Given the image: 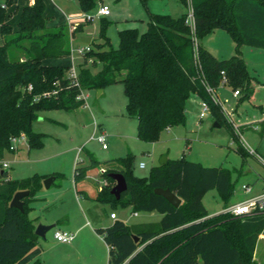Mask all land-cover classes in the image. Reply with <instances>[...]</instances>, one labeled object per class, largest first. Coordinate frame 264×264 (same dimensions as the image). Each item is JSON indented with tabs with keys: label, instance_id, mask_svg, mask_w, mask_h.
<instances>
[{
	"label": "trees",
	"instance_id": "trees-1",
	"mask_svg": "<svg viewBox=\"0 0 264 264\" xmlns=\"http://www.w3.org/2000/svg\"><path fill=\"white\" fill-rule=\"evenodd\" d=\"M77 1L82 12L99 3ZM180 1L185 4V0ZM12 3L14 0H0V158L7 153L11 135L25 134L29 148L42 145L44 135L33 129L39 110H71L83 105L75 99L79 88L66 76L68 66L47 64L45 60L68 57L70 37L81 32L85 22L73 30L67 24L49 26L44 0H32L21 6L17 26L13 28L6 22L10 13L7 6ZM190 3L194 35L200 39L214 29H223L234 41V54L218 58L201 44L196 53L186 12L175 17L148 12L145 31L139 32L136 27L117 30L116 47L111 46L104 33L108 25L105 16H100L98 38L102 41L95 43L92 39L78 65V83L85 90H98L117 82L123 85L125 114L135 118L141 140L151 142L162 130L184 124L185 104L192 94L206 100L211 112L217 114L218 103L210 98L205 84L216 88L222 76L226 85L239 89L240 98L253 93L240 47L264 49V0ZM28 84L32 89L27 88ZM54 88L55 95L33 100L35 95ZM260 123V133L264 135V116ZM228 128L232 137L238 139L235 130ZM237 149L242 155L247 152L242 146ZM91 160L96 162L92 157ZM115 164L117 169L101 171L99 176L105 175L114 185L109 173L121 172L127 188L118 199L110 188L101 189L96 199L130 207L134 212L155 210L162 216L148 224L128 225L114 219L106 227H96L107 244L108 264L253 262L257 237L264 230V212L236 216L220 211L208 216L202 202L204 193L214 189L221 195L223 208L230 203L233 182L227 169L177 158L152 166L146 176H134L131 154L118 158ZM74 166L73 179L83 178L88 166H79L77 162ZM7 177L8 171L0 170V264L40 263L34 219L27 210L44 176ZM155 187L169 188L181 203L173 206L153 191ZM26 189L29 193L22 198L23 211L10 207L13 193Z\"/></svg>",
	"mask_w": 264,
	"mask_h": 264
},
{
	"label": "rangeland",
	"instance_id": "rangeland-1",
	"mask_svg": "<svg viewBox=\"0 0 264 264\" xmlns=\"http://www.w3.org/2000/svg\"><path fill=\"white\" fill-rule=\"evenodd\" d=\"M27 1L14 0V3L7 6L10 13L6 22L13 28L17 26L21 6ZM103 1L111 12L109 16H105L108 25L104 33L112 47L118 44L119 29L136 27L139 32L145 31L148 12L164 11L163 13L176 16L187 12L189 7V0H185V4L180 0H146L144 3L141 0ZM44 9L50 24H65L68 12L81 11L77 0H44ZM97 9L96 4L95 8L87 11L93 18L82 25L81 32L70 37L69 56L49 58L45 63L70 66L74 61L77 64L82 60L78 48L83 44L79 37L87 35L95 43L102 41L98 38L100 16L95 15ZM1 40L0 35V42ZM197 42L218 58H227L236 52L232 37L223 29H214L200 39L197 37ZM240 50L250 75L249 82L253 88L251 96L240 98L242 93L233 96L231 86L218 84L214 89L220 99L219 111L215 114L209 109L202 118L198 115L201 99L189 96L185 104V123L162 130L158 138L151 142L137 136L135 118L125 114L126 101L120 82L105 85L100 95L96 89L88 90L87 104L75 109L55 107L39 110L33 129L44 135L43 144L30 148L29 152L19 150L18 158L11 159L9 168L6 169L12 179L32 175L57 176L54 184L46 188L42 183L33 194L34 198L31 197L32 207L27 210V214L34 219V226L67 218L68 223L72 224L83 221L88 222L91 227H105L114 221L110 217L111 212L115 213V219L123 220L128 225L156 220L160 214L158 211H153V215L144 210L134 213L130 207L99 201L95 197L99 190L111 189L113 186V182L105 175L99 176L100 172L117 169V165L111 161L127 154L132 156L134 176H146L152 166L160 164L162 157L184 158L200 162L204 166L227 169L233 182L230 200L247 198L250 192H246L244 186L250 187L252 192L261 188L264 183V135L260 133V122L264 116V49L243 45ZM94 120L106 133L107 147L104 149L96 139L90 137ZM214 121L219 125H213ZM228 126L235 130L238 139L232 137ZM238 146L253 148L255 153L245 149L247 152L242 155ZM91 155L96 162H91ZM76 162L79 166L91 168L87 176L77 180L75 185L72 175ZM139 163L144 166L140 167ZM103 181H106L104 185ZM75 186L77 189H84L86 196L82 200L78 201ZM202 202L208 216L223 211L221 195L214 189L204 193ZM55 227L36 239V245L42 248L40 264H53L56 254L67 252L53 240ZM93 232L100 240L91 233L84 232L78 239L74 256L84 259H99L104 254L106 256L107 245L104 244L102 235L95 230ZM258 239L256 258L253 256L251 264H264V230L258 235Z\"/></svg>",
	"mask_w": 264,
	"mask_h": 264
},
{
	"label": "built area",
	"instance_id": "built-area-1",
	"mask_svg": "<svg viewBox=\"0 0 264 264\" xmlns=\"http://www.w3.org/2000/svg\"><path fill=\"white\" fill-rule=\"evenodd\" d=\"M189 7L187 10L186 14V22L189 24L190 29H191V36H193L194 39V51L197 52V36L194 35V20H193V8L192 4L190 3V0L188 2ZM110 13V8L104 4V3H99L98 9L96 11L95 15L98 16H106ZM93 18V15H91L88 12H81V13H75V14H68V17L66 18V24L69 28V30H73L78 24H82L86 21H89ZM90 49V45L88 43H85V45L81 46L78 48V52L82 54L85 53V51H88ZM197 67L200 68L199 63H197ZM78 70L77 67L73 64L70 65L67 69L66 76L79 88L77 94L75 95V99L81 100L83 102V105H86V99L88 97V90L83 89L80 87L78 83ZM219 84H226V78L225 76H222ZM206 90L209 93L210 97L212 100H214L216 103H220V99L217 98V95L215 93V89L211 87L209 84H205ZM31 84L27 85V88L30 90ZM57 92V89L54 88L51 91H43L39 95H35L33 100L36 101L39 99L40 96H50V95H55ZM232 95L233 96H238L239 95V89H232ZM209 112V104L206 100L201 99L200 101V110H199V116L200 118L204 117L206 113ZM95 128L97 127V124L94 123ZM238 133L241 135V133L238 130ZM92 138L96 139L102 148L106 146L105 142V133L102 132H94L92 135ZM20 143H26L27 144V138L25 134H17V135H11L9 139V146L7 149V152L16 150L18 148V145ZM247 151L250 153H255V150L253 148H245ZM78 151H81L78 148ZM264 161V160H263ZM140 166H144L143 163H139ZM8 161L5 159V157L0 158V170H5L8 168ZM106 181H103L102 184L104 185ZM245 191H250V187L244 186ZM223 211L230 213L231 215H236V216H248L254 213H263L264 212V188L262 191L259 193L251 194L247 196V198L233 201L232 203L228 204L226 207L223 208ZM110 216L112 218H115L116 215L114 212H111ZM53 237L56 241L64 242V243H69L74 237V234L63 230V229H55L53 232Z\"/></svg>",
	"mask_w": 264,
	"mask_h": 264
},
{
	"label": "crops",
	"instance_id": "crops-1",
	"mask_svg": "<svg viewBox=\"0 0 264 264\" xmlns=\"http://www.w3.org/2000/svg\"><path fill=\"white\" fill-rule=\"evenodd\" d=\"M31 1L32 0H28L26 3H31ZM99 3H104L105 4V2L103 1V0H99ZM99 3L97 4V7H98V5H99ZM82 11H73V12H68V14H75V13H81ZM164 12V11H163ZM163 12H159V11H154V12H152V13H158V14H161V13H163ZM45 14V13H44ZM68 14H66V16H65V20H66V18L68 17ZM111 14V12L108 14V15H106V17L107 16H109ZM46 16V15H45ZM172 16V15H171ZM176 16H179V15H176ZM175 17V16H174ZM46 24H48L49 26H53V25H60V24H54V23H52V24H50L49 23V21L47 20V22H46ZM65 24H66V21H65ZM83 24V23H82ZM85 36H87V35H85ZM90 37V36H89ZM90 39L92 40V38L90 37ZM90 40V41H91ZM80 41H81V39H80ZM82 42V41H81ZM82 44L83 45H85L83 42H82ZM88 44H90V42L88 43ZM243 46H241L240 48H242ZM241 53H242V51H241ZM82 58H83V55H82ZM72 60H73V58H72ZM45 62H46V60H45ZM81 62H82V60H81ZM81 62H79V63H75L74 61L72 62V64L73 65H75L76 67H77V65H79ZM48 64V63H47ZM62 65V64H61ZM66 66H68V65H66ZM68 67H70V66H68ZM102 90H103V88H102ZM102 90H101V92H99L98 93V95H100L101 93H102ZM190 96H193L194 98H197L198 96H196V95H194V94H192V95H190ZM199 98V97H198ZM94 123H96L97 124V127L95 128V126H94ZM94 123H93V131H92V133H91V138H92V135H93V133L94 132H102V133H104V131H102L101 130V127L99 126L100 124H98L95 120H94ZM170 128V127H169ZM169 128H166V130L167 129H169ZM105 135H106V133H105ZM97 141V140H96ZM98 142V141H97ZM43 144V143H42ZM101 146V145H100ZM107 147V145L104 147V148H106ZM102 148V147H101ZM104 148H102V149H104ZM26 150L27 152H29L28 150L30 149L29 147H28V145L26 144V143H20L19 145H18V148L16 149V150H13V151H9V152H7L6 154H5V159L8 161V163L10 162V160L11 159H13V158H18V155H19V150ZM93 158V156L91 155L90 156V158ZM94 159V158H93ZM95 160V159H94ZM92 161V160H91ZM112 163H115V161H111ZM110 163V162H109ZM76 164V163H75ZM93 165V164H92ZM117 165V164H116ZM141 167V166H140ZM8 168H9V165H8ZM89 168H91V166L89 167L88 166V170H89ZM73 170H74V168H73ZM88 170L86 171V175L83 177V178H80V179H78V180H82V179H84L86 176H87V174H88ZM53 176H54V180H53V183L52 184H54L55 183V180H56V175H54V174H52ZM46 176H49V175H45L44 177H46ZM7 178H11L10 176H9V174H8V177ZM72 178H73V175H72ZM73 181H74V184L76 185V183H77V180H74V179H72ZM51 184V185H52ZM50 185V186H51ZM49 186V187H50ZM48 187V188H49ZM263 188H264V183H263V186L261 187V188H259L258 190H256V191H254V192H252V190L250 189V191H248V192H250V195L251 194H255V193H259L260 191H262L263 190ZM75 191H76V197H77V199H78V201L79 200H82L83 198H85V196H86V193H85V191H84V189H77V187L75 186ZM248 195V194H247ZM34 198V197H33ZM36 199V198H35ZM34 199V200H35ZM237 200H241V199H235V200H230V203H232L233 201H237ZM32 203V202H31ZM30 203V205H31V207H32V204ZM78 206H80V204L78 205ZM153 211H155V210H153ZM153 211H148L149 213H153ZM134 212V211H133ZM135 213V212H134ZM160 213V212H159ZM153 215V214H152ZM161 216H162V214L160 213L159 215H158V217L156 218V220H153V221H144V222H140V223H137V224H148V223H153V222H156V221H158L160 218H161ZM111 217V216H110ZM112 218V217H111ZM116 218V217H115ZM115 218H112V220L113 219H115ZM64 219V218H63ZM61 219V218H59L54 224H55V228L54 229H63V230H66V231H69V232H71V233H73L74 234V237H73V239L71 240V242H69V243H64V242H58V241H56L55 239H54V237H53V240L55 241V243H56V245H60L61 247V249L62 250H66L67 252L66 253H59V255L58 254H56L55 256H54V258H53V264H108V260H107V254H106V256H105V254H104V256H103V258H94V257H91V258H87V259H84V258H81V257H78V256H74L73 255V252L75 251V249H76V246H77V242H78V239H79V237L81 236V234H83L84 232H87V233H91L94 237H96L97 238V240H100V237L99 236H97L93 231L95 230L96 231V227H91V226H89V224H88V222H83V221H80L79 223L78 222H76V223H74V224H72V223H68V219L66 218V219ZM59 223H61V224H59ZM58 226H57V225ZM136 224V225H137ZM36 225V224H35ZM107 226V225H106ZM105 226V227H106ZM103 228V227H102ZM97 233V232H96ZM98 234V233H97ZM260 235V234H259ZM257 239H258V237H257ZM259 240V239H258ZM258 240H257V242H256V245H257V243H258ZM105 244V243H104ZM51 245H54L53 243H51ZM107 245V244H106ZM55 247V246H54ZM41 248V247H40ZM255 251H256V246H255V249H254V252H253V255H254V258H256V256H255ZM41 252H42V248H41ZM40 260V259H39ZM28 263H30V262H28ZM40 263H41V261H40ZM40 263H37V264H40Z\"/></svg>",
	"mask_w": 264,
	"mask_h": 264
},
{
	"label": "water",
	"instance_id": "water-1",
	"mask_svg": "<svg viewBox=\"0 0 264 264\" xmlns=\"http://www.w3.org/2000/svg\"><path fill=\"white\" fill-rule=\"evenodd\" d=\"M81 41L85 43L90 42V37L89 36H81L79 37ZM102 89H98L97 94L101 92ZM213 125L218 126L219 124L214 121ZM166 161V157H162L159 161L160 164H163ZM109 176L115 180V184L111 187L110 193L113 194L117 199L120 198V194L122 191H124L127 188V182L123 176V174L120 172H111L109 173ZM54 180L53 175L46 176L42 179L43 185L48 188ZM153 191L156 194L162 195L167 201H169L173 206L177 207L181 203V199L174 193L172 192L169 188H162V187H155L153 188ZM29 193V190H17L13 193L12 197L10 198V203L9 206L18 208L20 211H23V197H26V195ZM55 226L54 223L51 224H41L38 223L34 227V232L38 237H43L45 233L53 228Z\"/></svg>",
	"mask_w": 264,
	"mask_h": 264
}]
</instances>
